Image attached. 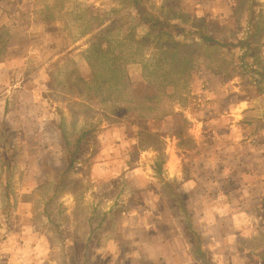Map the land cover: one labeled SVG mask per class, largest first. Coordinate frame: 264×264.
<instances>
[{
  "label": "rangeland",
  "instance_id": "rangeland-1",
  "mask_svg": "<svg viewBox=\"0 0 264 264\" xmlns=\"http://www.w3.org/2000/svg\"><path fill=\"white\" fill-rule=\"evenodd\" d=\"M139 1V16L157 12L176 25L149 30L134 0H0V264H222L238 253L234 242L250 254L263 247L264 234L251 229L264 225V199L239 189L236 178L253 163L243 177L264 178V122L255 124L256 136L241 139L249 130L239 134L220 115L214 125L193 117L208 119L236 100L234 120L246 108L264 114V77L245 73L251 66L264 75V0ZM194 27L228 46L192 39L186 30ZM242 41L256 56L245 66ZM94 68L96 89L80 74L90 78ZM219 70L229 84L221 86L216 74L212 109L185 112L190 130L182 125V135L161 143L136 136L143 126L129 118L149 95H164L153 102L169 108L174 91L200 87L204 72ZM130 73L140 84L160 78L163 88L131 87ZM229 124L216 140L210 128L227 131ZM81 129L93 131L75 144ZM199 136L214 152L191 160L226 161L219 170L225 177L235 168L233 183H222L230 191L185 201L199 195L192 190L174 200L167 194L172 177L159 178L153 162L167 159L165 172L179 176L183 152Z\"/></svg>",
  "mask_w": 264,
  "mask_h": 264
},
{
  "label": "trees",
  "instance_id": "trees-1",
  "mask_svg": "<svg viewBox=\"0 0 264 264\" xmlns=\"http://www.w3.org/2000/svg\"><path fill=\"white\" fill-rule=\"evenodd\" d=\"M139 4H140L139 0H134L135 8L139 12L138 14L136 12V17L139 19L140 23L147 24L148 25L147 27H148L149 30H158V29L166 28L167 26L168 27H174V25H176L174 23L172 24V23L166 21L164 18L162 19V16H160L157 12H152L151 11V12L146 13V15H143V16L140 15L139 16L140 12H142V10H143L142 5H139ZM177 24L181 25V23H177ZM176 28H178V30L180 32L184 31V30H181V28L178 27V26H176ZM193 29L194 30L191 29L192 30L191 33H189V31L186 30L187 34H189V35L194 33L195 37H193L192 39L198 40V37H199L200 40L204 39L206 41H212L214 43H220L218 40H215L212 36H209L206 33H201L199 30L196 29V27H194ZM179 31H177L175 34L179 33ZM197 34H199L200 36H198ZM227 43L228 42H226L224 44L220 43V45H222V47H223V45L224 46L225 45L228 46ZM238 44H240V45H237V46H239L238 61H239L241 66H245V63L247 61V57L248 56H253V57H256V56L252 55V53H251L252 51L249 50L250 49V45H249L248 41L238 42ZM251 72H254V74L256 76H260L261 75V76L264 77L262 72H260L258 70H255L254 67L251 68V66L249 67V69L245 70V73L248 75V76L246 75V77H249L251 79V77H250ZM94 74H97L96 73V68H94ZM216 74H218V78L220 80V84L221 85L226 84V81L230 80L228 78L230 75L228 73L223 75L222 70L217 71V73L211 72V71L204 72V75L201 77L202 84H201L200 87H195V83H192L191 85L188 84L187 91L185 93L181 94L180 90H182V89H180L178 92L174 91V94H176V96H175V98H171L172 101L168 103L169 106H170L169 108L160 109L159 106H158V103L157 102H153V100H155V101H158V99L161 100V98L164 95L163 96H154L153 93L151 95H149V98L146 101H144L143 103L138 104V109H137V112H136L137 114L133 115L132 118H129V122L128 123H130L131 126H136V127H137V125L143 126V129L142 128H138V130L136 131V134H137L136 136L138 137V135H139L140 139L142 138V139L148 140V141H152L154 139H156L158 141L160 139V143H161L160 135L162 133L173 131L171 133H174L176 136L182 135L183 134L182 128H179V127L182 126V125L185 126L186 124H188V121L186 119H183L181 114H180L181 118H177V119L174 118L173 120H171L169 118L166 119V117H167L166 114H169V113L173 112L172 103H174L175 101H178V102L182 103V100L184 99L183 94H185L186 95L185 97H187V105L191 104L192 107L199 108L198 105H202L201 103H202L203 99H205V100H208L207 104L209 105L208 106L209 110H211L212 106H211V102H210V97H209V99H206L205 96L206 95L210 96V92H213L212 87H214V83H215L214 80L216 79ZM131 76L133 77L132 73H130L129 77H131ZM243 76L245 77V74ZM137 77L138 76L133 77L134 79L133 78H129L131 87H135L136 88L138 86H142L143 85L144 88H146L148 90H151V87H154L155 91H160L163 88V83L164 82L160 78H158L157 81H153V80L148 81V80H146L147 82H143V83L140 84V80L135 81V79ZM96 80H97V78L94 76V78H92L91 81H90V82L93 83L92 88H95V89L98 88V86H100V85L96 84ZM134 81H135V84H134ZM258 81H260V79ZM174 89L176 90V85L174 86ZM257 89H258V91L261 90L259 87ZM222 90H223L222 91V96L224 95L223 97L226 98L225 102L224 101L223 102L226 103V102L229 101L228 99H230V95L227 92V90H225V89H222ZM151 91H153V90H151ZM214 92H215V90H214ZM205 93H206V95H205ZM258 93L261 94L262 92L260 91ZM181 95H182V99L180 100L178 98H180ZM262 95H264V93H262ZM171 96H172L171 94L170 95L166 94V97H168V98L171 97ZM200 97L203 98V99H201ZM182 105H183V107L187 106L186 104H183V103H182ZM215 113H217V112H213V113L209 112L208 115H215ZM171 121H173V122H171ZM261 121L264 122V114L258 117V122L261 123ZM123 122H125V121H123ZM173 123H178V127H175ZM171 124H172L173 130L171 128ZM166 128L168 130H165ZM92 131H93L92 129H81L80 133L78 134V137L76 139V143L75 144H79L82 140L87 138L89 133H91ZM250 133H253V132H249L248 135ZM248 135L247 136H242L241 139L248 137ZM130 145H131V143H130ZM132 147L134 149L135 148V144H132ZM186 147H188L186 150H190V151L188 153H186V154H188V155H186L188 157L186 158V162L187 163L185 165L188 164V162L191 160V158L194 155V153H196V152L192 151V149H194V147H195L194 143L190 144L189 146L187 145ZM155 150H157V152H159V149H155ZM246 154H247V150L244 149L242 151V153H240L242 159H244V155H246ZM245 158H246V156H245ZM72 161H70L68 163L67 169L72 167ZM223 162H226V161H221V162L218 161L216 163V165L217 166L221 165L220 168H222L223 167ZM153 163L154 164H153L152 167H153L154 170H156V172L158 173L159 178H160V174H161V176L163 175L162 165L164 163V160H163V158H157ZM227 165H229V162H227ZM250 166H252V165H250ZM246 168H248V166H246L244 169H246ZM244 171L245 170H243V169H239V171H238V175L239 176H238V178H236V181L238 183H241V180H243L245 178V177H243V173H242ZM236 172L237 171H236L235 168H231L230 171L227 172V175L225 177V183H227V184L233 183V179H234V176H235ZM213 175H215V172H214ZM255 178L258 179L259 177H255ZM260 179L262 181L264 180V178L263 179L260 178ZM8 182H9V180H7V183ZM169 186H171V187H168L167 194L169 196L173 197L174 200H182V196H184V194H180L179 193V191L177 190L178 189V185L176 183H173L172 185H169ZM254 190H255V187L251 188V191H254ZM228 191H230V190L229 189H225V192H228ZM249 191H250V188H249ZM250 193H252V192H250ZM253 193L255 195H258L257 198H256L258 201L264 199V190L262 191L261 195L259 193H256L255 191ZM182 202H183V204H185V201H182ZM189 223H191L193 225L192 220H190Z\"/></svg>",
  "mask_w": 264,
  "mask_h": 264
},
{
  "label": "crops",
  "instance_id": "crops-1",
  "mask_svg": "<svg viewBox=\"0 0 264 264\" xmlns=\"http://www.w3.org/2000/svg\"><path fill=\"white\" fill-rule=\"evenodd\" d=\"M82 69L84 71V74L89 73L88 71L84 70L83 66H82ZM90 72L92 73L90 78L85 77L82 74V72L80 74L84 79H92V78H94V69H93V71H90ZM90 81L91 80H89V82ZM83 82H84V80H83ZM227 84H229L228 81H226V84H224V86ZM221 86H223V85H221ZM222 89L226 90V87H224ZM206 93H205V95H206ZM205 97H206V99H209L208 95H206ZM204 100L205 99H203V101L201 103L202 105H198L199 108H203V107L208 106V104H207L208 100H205V101ZM238 102L239 101H237V100L232 102L231 106H229L230 105V102H229L226 106H224V108H225L224 111L223 110L221 112L219 111V113L217 112V113H215V115H211L210 118H208V119H203L201 117H196V116H194L193 118L198 120L199 122L200 121L201 122H207L208 121L207 123H209L210 125H214L216 123L215 121H220V120H217L218 119L217 116L220 115L221 119L227 120L226 122H230V121L232 122V127L234 130L237 131V127L239 126L240 131L239 132L237 131L239 134L245 133L248 129L249 132H253L251 136H256L257 131L260 130V128L255 127V124L258 122V117H259L258 114L256 115V114L249 113L250 111H248V108H246L245 110H243L242 117L239 120H234V117H232L230 115V113H231L230 110L232 108H234L236 106V104H238ZM191 109L197 110V107H192L191 104L187 105L186 107L180 106V104H179V106L176 107L174 104L173 112L166 114V116H167L166 119L169 118V119L173 120L174 118L177 119V118H181V116H182L183 119H186L188 121L187 127H189L188 129L190 130V126L192 123V119H191L192 117L188 116L185 112H186V110L191 111ZM180 114H181V116H180ZM226 126L227 125H225V127ZM203 127H205V126L202 124V128ZM230 127H231V125L229 124L228 127H226V129H228L226 131L219 126H216L215 128H210V131L212 132L214 138L216 140H218L220 135L223 136V134L226 135L228 133ZM169 135H172V137L176 136L174 133L166 132V133H162L160 135V138L164 140ZM247 135L248 134H246L245 136H247ZM213 136H206V138L207 137L212 138ZM199 138H200V136L196 139V141L194 143L195 147H194V149H192V151L196 152L194 154H198L199 152L203 151L204 154L202 156H206V158H207L208 157L207 154L214 152V148H213V146L211 148L210 146H207V145L203 147L202 146L203 144H201V143L199 144V142H198ZM250 139H251V137H250ZM250 139H247L244 144L250 142ZM200 140H201V138H200ZM162 150H163L162 151L163 153H166L165 147ZM189 151L190 150H186L183 153H188ZM254 152L255 151L253 150V153ZM239 157L241 158L240 154H239ZM186 163L187 162H186V158H185L182 160V162L180 164L179 176L170 175L167 172H165V170H167V171L169 170V168H168L169 162H167V159H166V161L164 159V163L162 165L163 173L166 176L172 177V179H170V180L171 181L173 180V182L178 185L177 190L179 191L180 194H184V196H185V194L189 195L190 193H194V192L195 193L197 192L199 194L196 197L195 196L193 197L191 195H189L188 197L185 196V198H184L185 201H188V200L191 201L192 199L193 200L207 199L209 195H215V196L223 195L224 196L225 193H228V192H225V189L222 186V183L225 184V179H224L225 175L224 174H226V172L223 171V173H220L219 172V170H221L220 166H217L213 162H210V163L209 162L208 163L207 162H201V160H197V159L194 160V163H193V159L190 160L187 165H185ZM245 167L246 166L242 165L240 168L244 170ZM252 167L255 168L256 165L253 163L252 166H248L249 169ZM191 169L195 170V171H192ZM224 169L227 170L228 167L225 166ZM187 170H189V172H187ZM214 172H215V175H213ZM210 175H213V176H210ZM166 179H168V178H166ZM240 184H241V186L239 189H243V187H244V190H247V191H249V188H254L255 186H257L258 188H260V190L258 192L260 195H261L262 191L264 190V180L262 181L260 178L257 179L254 176L249 177V178H244L243 180H241ZM218 185H219L220 189H216V186H218ZM184 186H185V188H184ZM192 190H194V192H192ZM221 192H223L224 194H222ZM251 192L253 193L254 191H251ZM251 230H255L256 231L255 234H260V233L264 234V225H261V224H259L258 226L256 225ZM235 243H236V248L238 249V253L235 256L230 255V257H228L232 260H228V259L224 260L223 259V260H221V262H218V263H222V264H264V241L260 243L263 245V247H261L260 249L258 247V251H255L254 254H250L248 251L242 250V248L239 247L240 245L237 242H234V244ZM248 254L251 255L250 261H246V259H245V258H248Z\"/></svg>",
  "mask_w": 264,
  "mask_h": 264
}]
</instances>
